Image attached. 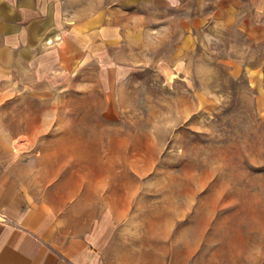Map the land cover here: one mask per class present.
Segmentation results:
<instances>
[{
    "label": "rangeland",
    "instance_id": "1",
    "mask_svg": "<svg viewBox=\"0 0 264 264\" xmlns=\"http://www.w3.org/2000/svg\"><path fill=\"white\" fill-rule=\"evenodd\" d=\"M167 17L137 48L124 49L139 71L105 98L97 89L46 90L29 73H14L27 85V101L0 105V128L25 131L10 138L16 146L48 144L65 128L56 114L67 107L75 161L137 178L121 182L122 197L137 210L139 236L163 244L153 250L164 263L264 264V42L246 38L237 24L212 22L187 32L185 54L173 64L182 34ZM103 144L106 151H95Z\"/></svg>",
    "mask_w": 264,
    "mask_h": 264
},
{
    "label": "crops",
    "instance_id": "2",
    "mask_svg": "<svg viewBox=\"0 0 264 264\" xmlns=\"http://www.w3.org/2000/svg\"><path fill=\"white\" fill-rule=\"evenodd\" d=\"M163 16L182 34L173 64L185 54L187 32L212 22L237 24L246 38L264 42V0H0V105L26 104L25 81L13 79L20 72L46 90L97 89L105 98L139 71L124 49L137 48ZM14 88L18 95L10 96ZM56 115L65 128L49 145L16 146L10 138L25 131L0 128V264H166L153 250L163 244L139 236L137 210L123 200L121 182L137 178L85 170L74 158L73 114L66 107Z\"/></svg>",
    "mask_w": 264,
    "mask_h": 264
}]
</instances>
